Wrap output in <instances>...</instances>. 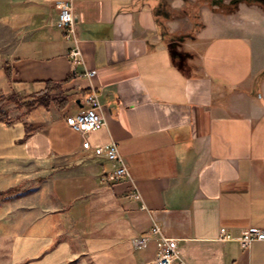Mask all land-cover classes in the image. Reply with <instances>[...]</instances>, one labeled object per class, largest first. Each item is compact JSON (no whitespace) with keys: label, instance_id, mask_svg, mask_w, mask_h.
Wrapping results in <instances>:
<instances>
[{"label":"crops","instance_id":"0c3cea01","mask_svg":"<svg viewBox=\"0 0 264 264\" xmlns=\"http://www.w3.org/2000/svg\"><path fill=\"white\" fill-rule=\"evenodd\" d=\"M57 1L0 0V96L67 81L70 99L3 106L0 192H14L0 197V264H142L157 254L154 224L188 264H264V240L240 241L264 228V61L245 26L217 19L202 51L185 53L160 0H71L75 65ZM94 90L106 124L81 133L66 117ZM111 140L131 178L103 180ZM144 233L149 246L136 248Z\"/></svg>","mask_w":264,"mask_h":264},{"label":"built area","instance_id":"2783aa9c","mask_svg":"<svg viewBox=\"0 0 264 264\" xmlns=\"http://www.w3.org/2000/svg\"><path fill=\"white\" fill-rule=\"evenodd\" d=\"M57 6L60 10L57 24L63 29L66 38L74 42L69 51V56L75 65L82 64L84 62L83 51L79 45V38L77 36V21L73 3L71 0H59L57 1ZM94 73V70L86 71V74L89 76ZM86 102V109L69 114L66 117V121L70 126L85 134L93 130L101 129L106 124V118L102 112V105L98 93L95 90L88 94ZM84 147H90L88 140L84 142ZM102 150L114 163V168L103 175V180L114 182L123 178H131L129 167L119 152L116 140H111L106 143L102 147ZM133 195L137 198L140 197V192L136 185H134ZM149 232L155 237L157 254L142 264H188L181 256L176 238L164 234L161 226L157 224H154ZM221 237L223 239L232 237L226 227L221 228ZM150 239L151 237L144 233L135 237L133 244L136 248H145L149 246ZM256 240H264V228L250 227L244 231L240 239L244 248H249Z\"/></svg>","mask_w":264,"mask_h":264},{"label":"rangeland","instance_id":"374dc122","mask_svg":"<svg viewBox=\"0 0 264 264\" xmlns=\"http://www.w3.org/2000/svg\"><path fill=\"white\" fill-rule=\"evenodd\" d=\"M158 9L172 25L168 24V27L175 35L169 37V42L185 53L195 48L202 51L207 40L203 37V30L212 26L217 30V19L226 17L225 21L232 26H245L248 48H252L258 59L262 57L264 61V0H160ZM22 99H8L4 105L10 104L14 109L15 105L26 101ZM5 110L10 118L9 109Z\"/></svg>","mask_w":264,"mask_h":264},{"label":"trees","instance_id":"16d2710c","mask_svg":"<svg viewBox=\"0 0 264 264\" xmlns=\"http://www.w3.org/2000/svg\"><path fill=\"white\" fill-rule=\"evenodd\" d=\"M67 81H47L46 87L33 94V98L30 100H26L23 104H19V106L25 107L27 111L34 109L37 106H45L50 107L52 104L58 106L59 108H64L70 102L69 95L67 93V89L65 87ZM17 98L16 96H9L8 98L5 95L0 96V120H5L10 122V118H8L7 110L3 108L4 103L8 101V99ZM13 189H9L8 191L0 192V197L4 198L6 194L13 193Z\"/></svg>","mask_w":264,"mask_h":264}]
</instances>
